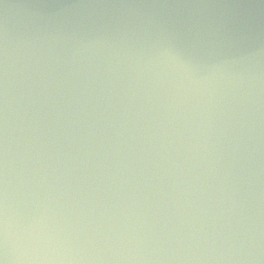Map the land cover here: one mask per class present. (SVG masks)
Returning <instances> with one entry per match:
<instances>
[{"label": "water", "instance_id": "95a60500", "mask_svg": "<svg viewBox=\"0 0 264 264\" xmlns=\"http://www.w3.org/2000/svg\"><path fill=\"white\" fill-rule=\"evenodd\" d=\"M3 264H264V0H0Z\"/></svg>", "mask_w": 264, "mask_h": 264}, {"label": "clouds", "instance_id": "9594fccd", "mask_svg": "<svg viewBox=\"0 0 264 264\" xmlns=\"http://www.w3.org/2000/svg\"><path fill=\"white\" fill-rule=\"evenodd\" d=\"M0 264H3V261L2 260H0Z\"/></svg>", "mask_w": 264, "mask_h": 264}]
</instances>
